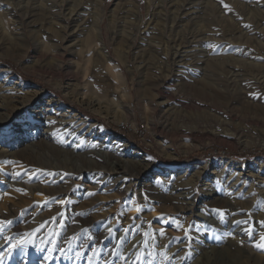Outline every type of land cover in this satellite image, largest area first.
<instances>
[{
    "label": "rangeland",
    "instance_id": "rangeland-1",
    "mask_svg": "<svg viewBox=\"0 0 264 264\" xmlns=\"http://www.w3.org/2000/svg\"><path fill=\"white\" fill-rule=\"evenodd\" d=\"M182 2L0 0V67L13 73L10 80L1 77L0 85L10 89L13 81H22L18 99L32 100L10 116L11 107H0V155L45 139L48 129L36 121L37 110L51 100L103 130V146L117 141L127 146L119 145V158L139 166L129 171L131 184L124 194L107 186L92 190L84 175L72 188L41 195L9 183L8 175L15 170L20 177L30 171L41 175L47 169L5 158L0 160V202L7 211L28 213L42 209L34 207L37 201L52 208L66 205L119 225L131 224L129 217L149 227L148 242L191 237L198 248L227 246L238 253L234 263L225 258L218 264H264V248L257 247L264 244V0H194L178 10ZM233 63L239 69L229 67ZM59 114L54 124L61 121ZM21 123L30 130L17 135ZM60 125L52 128L66 138L77 128V122L75 129ZM25 151L28 156L41 153L40 161L54 166L101 163L92 153L70 163L63 154L31 146ZM227 160L234 172L216 166ZM198 164L203 168L185 172ZM53 171L66 177L73 173ZM155 177L166 183L196 180L195 199L188 200L185 213L168 201L143 196L142 185ZM232 179L238 183L228 185ZM88 190L99 199L82 194ZM217 197L227 201V210L219 212L209 203ZM32 231L20 230L6 240L7 232L0 233V264H71L56 259V246L38 248ZM81 235L77 249L78 237L71 234L67 254L81 251L86 242ZM9 241L20 243L11 247ZM85 246L83 251L91 250ZM194 250L193 261L199 257V249ZM95 252L94 257L102 254Z\"/></svg>",
    "mask_w": 264,
    "mask_h": 264
},
{
    "label": "bare ground",
    "instance_id": "bare-ground-1",
    "mask_svg": "<svg viewBox=\"0 0 264 264\" xmlns=\"http://www.w3.org/2000/svg\"><path fill=\"white\" fill-rule=\"evenodd\" d=\"M192 3H194V0H184V2H182V4L178 6V10H182V8ZM227 64L228 63H226L225 65ZM229 67L239 69V67H237V64L235 65L234 63L229 64ZM232 74L237 76V74L234 72ZM1 77L4 78V81H7L10 80V78L12 79L13 73L9 69L0 67V78ZM24 84L25 83L19 80H17V82L13 81L10 89L8 88V86L0 85V107H4V108L11 107L12 109V112L9 113L8 116H10L21 105L26 106L28 105L29 102L32 101L31 98H25L23 101H20L18 99L19 87L23 86ZM169 98H175V97L169 95ZM62 109L63 106L59 102L51 103V100H49L47 102V106L43 107L42 110L39 111L37 110V112L41 111V113L39 114V116H37L36 121H39V123L41 122L42 125H44L48 129L46 130L47 135L45 139L31 143L28 147L31 146V148L32 147H35L36 149L38 148L39 152L47 150L49 152L58 153L59 155L63 154L65 157L68 156V158L71 161L70 163L72 162L77 163L81 155L84 156L83 158H85L86 153L88 154L92 153L94 157L95 155L101 157L100 158L101 163L98 164L94 162V163H90L89 166H86L85 164L84 165L81 164V167H77V169L71 168L69 166V163L54 166L50 162L45 164L41 162L40 158L43 157L38 156L39 154L41 155V153L37 155L32 153L28 156L27 152L25 151V149L28 147H24V149L17 148L10 153L0 155V160L5 161V158H9L11 162L24 161L25 165L28 164L30 166L37 165L44 167V169L46 168L47 173L38 175V174H32V171H30L26 173L27 176L20 177L19 176L20 173L17 172V170L15 171L13 170L14 171L12 172L13 174L8 175V180H9L8 182L12 184H16L17 186L25 185L30 191L38 192L39 194L42 195V193H40L39 191H44V192L46 191L49 193L56 191L62 192L64 190L72 188L74 183L78 182L76 178L79 179L80 176L85 175L87 178H89L90 182L93 184L91 186L92 190L93 189L96 190L97 188L99 189L104 186H107L108 188L116 189V191H118L120 194H124V192H126L129 189L130 187L129 185L131 184V180H129L130 179L129 171L135 166L137 168L139 167L137 164H133L131 162L119 158V155L117 154L118 153L117 149L119 145L121 147H127V146L121 144L120 141H117L119 143H117V145L113 144L111 147L103 146L107 142L106 139L102 138V135L104 133L103 130L97 131L95 127L96 124H94L93 122H89L87 119L78 116L76 113H73L70 110L64 112V110ZM34 112L35 111L31 112V114H33ZM58 114L62 118L61 121L55 120V124L50 123V121H53L58 117ZM66 118L67 121H65ZM76 122H77V128L76 130H74L73 135H70L68 138L64 137L63 135L60 136L58 134V131L52 128V124L55 126L57 124H62L60 125V128L63 125L71 124V128L75 129ZM85 127L88 130H86ZM27 130L28 131L30 130V128H28V124L24 123L22 125L21 123L19 125V130L16 131L15 134L19 135L23 132L28 133ZM87 135L89 137H86ZM94 137L95 138L98 137L99 138L98 140L101 141L95 142L93 139ZM76 143H80V144L77 145ZM74 148H78L83 152H79V151L75 152L71 150ZM110 148L114 151L111 152ZM91 159L92 158H90V160ZM102 163L103 166H101ZM57 164H59V162H57ZM231 165L232 162L227 160L217 164L216 166L220 168L222 171L231 170L234 172V170L230 168ZM233 166H235V164H233ZM200 168H203V166L199 164L193 165L192 168H187L185 172L187 171L186 173H188L193 169H200ZM236 168L242 169L243 165L238 164ZM52 169L53 170L66 169L73 173L70 174L72 176L66 177L64 174L53 171ZM116 171H118L119 174L118 176L113 177L112 173ZM165 171L167 170L165 169L164 171H161V173ZM198 172L199 170L197 171V173ZM212 174H214V172L211 173V175ZM31 175L33 176V178L31 177ZM219 175L217 177H221ZM184 176L182 175L181 177ZM17 179L19 180L16 181ZM33 180H37L38 183ZM235 181H237L238 183V180L236 179L235 180L232 179L231 181L227 180L226 183L228 185H230L231 183V186H233L235 184ZM196 184H197L196 180H192V179L181 180L179 181V183H175V182L166 183L163 182L162 180L156 179V180H151V183L142 185V193L145 198L155 197L160 199V201L170 202L176 208V212L182 214L188 210L189 207L188 200L195 199ZM181 188L183 190H181ZM106 189L107 188H105V190ZM204 189L208 192L210 191L207 190L206 188ZM91 191L88 190L86 194L84 192L82 194L88 195V193ZM97 199H99V197L92 196L90 198V200L92 201ZM225 201H226L225 199L217 197L210 200L209 203H211L212 206H215V208L218 207L217 210H219L220 212L229 206L227 201L226 202ZM34 202H36V200ZM40 205L41 202L37 201V203L34 204V207L38 208L39 206L42 209L34 210L31 213H28V211L24 209L10 212L5 209L4 203L0 202V221L11 222L0 225L2 231L7 232L5 236V240L10 235L14 234L16 236L17 234H15V232L18 233L20 230L23 229L33 230L32 233H34L35 237H37L36 243L38 248H40V246L44 244H47V246H49V249L51 250L56 246L58 248L56 250L57 251L56 259L60 261H64L66 263L91 264V262H93L92 260L96 258L95 261L97 264H218V261L219 262L224 261L225 258H227L228 262L231 261L232 263H234L233 262L234 259L236 260L238 256V253L236 251L231 250L227 246L221 248L220 246L219 247L210 246V250L206 248H200V247L198 248L197 246L198 244L191 237L190 238L188 237V239L186 238L183 240L182 239L168 240V238L165 239L163 238L164 240L162 241L160 239L161 241L160 243L148 242L147 240L149 237L147 236L146 233L149 227L145 224L144 225L138 223L134 224V221L130 220L129 217H127V219L131 222V224L127 223L124 225H119L109 221L108 217H103V216L98 217L96 215L91 214L90 210L77 209V208L75 209V208L67 207L66 205L57 206L56 208L55 207L52 208V206L49 205H45V206H40ZM135 208H136L135 206L132 207V209ZM213 211L215 210L213 209ZM235 223L231 222L229 226H235ZM235 229L239 230L237 229V227H235ZM2 231H0V233ZM47 233L55 234V238L47 237ZM71 234L76 235L74 239L78 237L73 242L75 243L74 244L75 248L78 249L76 242L80 241V237L78 235L83 234V236H85L86 238V242H85L86 246L85 245L84 246L85 248L87 246L91 247V250L88 251V247H87V252H85L83 251L84 249L83 246L81 251L76 250L73 254L72 253L67 254V250H69V246L66 243V241H70ZM111 236H114L115 238L113 242L108 239ZM94 240H96L98 243H93L92 241ZM3 243L4 240L0 242V245ZM91 244H93V246H91ZM195 248L199 249L198 251L199 257H197L196 260L193 261V258L196 257V255L193 254V252H195L194 250ZM94 250L96 251L95 254H97V252L98 253L102 252L101 256L94 257V255H92L94 253Z\"/></svg>",
    "mask_w": 264,
    "mask_h": 264
},
{
    "label": "snow or ice",
    "instance_id": "snow-or-ice-1",
    "mask_svg": "<svg viewBox=\"0 0 264 264\" xmlns=\"http://www.w3.org/2000/svg\"><path fill=\"white\" fill-rule=\"evenodd\" d=\"M50 123H54V121H50ZM88 195L91 196V195H94V193L90 192V193H88ZM140 210L141 209H138V211H140ZM5 223H11V222L10 221H7V222L6 221H0V225H3ZM237 223H241V222H237ZM0 231H2V228H0ZM160 231H161V234H163V230L161 229ZM261 239L264 240V237H261ZM18 243H20V242L13 243L12 241H9V244L11 247H16ZM257 247L264 248V244H258Z\"/></svg>",
    "mask_w": 264,
    "mask_h": 264
}]
</instances>
